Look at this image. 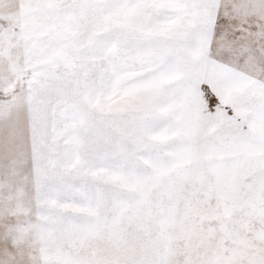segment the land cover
<instances>
[{"label": "snow or ice", "instance_id": "obj_1", "mask_svg": "<svg viewBox=\"0 0 264 264\" xmlns=\"http://www.w3.org/2000/svg\"><path fill=\"white\" fill-rule=\"evenodd\" d=\"M0 264H264V0H0Z\"/></svg>", "mask_w": 264, "mask_h": 264}]
</instances>
